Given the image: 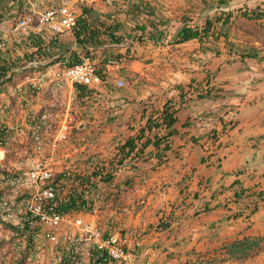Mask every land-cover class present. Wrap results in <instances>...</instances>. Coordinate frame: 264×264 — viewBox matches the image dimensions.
<instances>
[{
    "label": "crops",
    "instance_id": "crops-1",
    "mask_svg": "<svg viewBox=\"0 0 264 264\" xmlns=\"http://www.w3.org/2000/svg\"><path fill=\"white\" fill-rule=\"evenodd\" d=\"M201 1L70 0L82 21L77 35L32 32L23 45L0 50V70L12 74L0 84V187L46 155L35 140L42 118L55 134L68 123L83 152L75 156L81 161L61 164L67 148L55 150L58 172L76 164L92 181L86 154L113 143L130 149L131 166L112 180L134 187L121 225L148 230L142 262L264 264V18L243 15L264 11V0L231 1L227 24ZM60 2L2 0L16 16ZM185 21L200 28L211 21L208 36L175 44ZM88 55L104 84L67 81L54 92L53 74ZM111 59L123 61L116 74L125 88L105 72ZM32 60L43 65L27 67ZM33 83L41 86L34 95ZM193 88L197 95L186 100ZM17 232L0 220V264H26L12 248Z\"/></svg>",
    "mask_w": 264,
    "mask_h": 264
},
{
    "label": "built area",
    "instance_id": "built-area-1",
    "mask_svg": "<svg viewBox=\"0 0 264 264\" xmlns=\"http://www.w3.org/2000/svg\"><path fill=\"white\" fill-rule=\"evenodd\" d=\"M0 6V50L23 45L32 32L58 37L79 32L78 16L70 0H61L58 6L36 16L27 12L16 16L11 5H4L2 0ZM230 12L227 5L217 4L212 10L217 16ZM122 63L121 59L109 60L105 72L117 76ZM42 65V61L32 60L27 67ZM11 77L8 74L1 78L0 84ZM116 78L117 87L127 86L123 79ZM51 80L54 92L62 90L67 81L86 87L104 84L92 55L70 66L64 63ZM40 89L38 83H33L32 95ZM195 95L197 89L193 88L186 100ZM41 122L34 126L35 140L40 149L47 148L46 155L29 169L6 178L4 187H0V220L19 229L13 234L14 251L26 255V264H162L140 259L148 230L125 231L121 225L134 187L125 184L119 189L112 178L116 171L131 166L130 149L113 143L101 152L83 153L85 167L93 176L87 181L76 164L65 165L60 172L55 169V150L67 148L68 152L56 159L61 164L81 161L75 156L83 152L82 146L72 142L70 125L63 124L55 134V130L45 129V118ZM112 208L116 212L110 215ZM83 215L93 219L85 221Z\"/></svg>",
    "mask_w": 264,
    "mask_h": 264
},
{
    "label": "trees",
    "instance_id": "trees-1",
    "mask_svg": "<svg viewBox=\"0 0 264 264\" xmlns=\"http://www.w3.org/2000/svg\"><path fill=\"white\" fill-rule=\"evenodd\" d=\"M233 0H219L216 3L213 1H208V0H202V6L203 9H210L213 10V8L218 4V5H227L228 3H230ZM243 15L245 17H247L249 20H260L264 18V11L263 10H256L253 12H246L243 13ZM231 18V14H225V15H220L217 16L216 21L217 22H223V24H227V22L229 21V19ZM79 23L82 24V21H80ZM211 21H208L206 23V26L203 28H200L198 25H191L190 21H185L183 23L182 28L180 29V31L177 33V35L175 36L174 39V43L175 44H181L193 39H200L203 40L204 37L208 36L210 28H211ZM80 25V24H79ZM149 38H154L153 36H151L149 34ZM77 63V62H76ZM75 64V63H74ZM73 65V64H72ZM11 72V69H6V68H1L0 70V79L4 77V73L7 72ZM173 119L171 116H169L167 118V123L169 126H171L173 124Z\"/></svg>",
    "mask_w": 264,
    "mask_h": 264
}]
</instances>
